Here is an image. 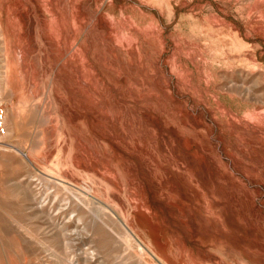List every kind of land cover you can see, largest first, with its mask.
<instances>
[{
    "label": "rangeland",
    "instance_id": "374dc122",
    "mask_svg": "<svg viewBox=\"0 0 264 264\" xmlns=\"http://www.w3.org/2000/svg\"><path fill=\"white\" fill-rule=\"evenodd\" d=\"M0 264H264V0H0Z\"/></svg>",
    "mask_w": 264,
    "mask_h": 264
},
{
    "label": "built area",
    "instance_id": "2783aa9c",
    "mask_svg": "<svg viewBox=\"0 0 264 264\" xmlns=\"http://www.w3.org/2000/svg\"><path fill=\"white\" fill-rule=\"evenodd\" d=\"M6 133L5 115L2 103L0 101V138Z\"/></svg>",
    "mask_w": 264,
    "mask_h": 264
}]
</instances>
